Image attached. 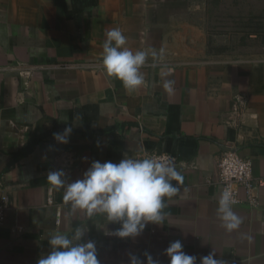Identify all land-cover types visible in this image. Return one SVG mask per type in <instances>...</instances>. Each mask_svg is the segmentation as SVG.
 <instances>
[{"label": "crops", "instance_id": "0c3cea01", "mask_svg": "<svg viewBox=\"0 0 264 264\" xmlns=\"http://www.w3.org/2000/svg\"><path fill=\"white\" fill-rule=\"evenodd\" d=\"M206 2L0 0V189L9 199L0 264H37L51 250L50 234L71 236L77 227L85 230L81 243H95L100 264H129L130 254L143 260L145 252L169 264L164 253L175 240L197 264L213 251L222 264H264V189L257 209L245 201L233 207L237 230L227 231L217 215L225 150L251 159L254 177L264 178V59H205L196 49ZM114 28L133 52L159 54L140 70L146 85L131 94L104 69L85 67L101 63ZM69 126V142L57 143L53 134ZM25 145L29 152L14 161ZM151 152L174 157L184 183L166 199L163 222L135 238L113 235L120 225L103 215L73 210L47 181L51 171L73 182L93 161ZM48 187L54 207L45 205Z\"/></svg>", "mask_w": 264, "mask_h": 264}, {"label": "clouds", "instance_id": "9594fccd", "mask_svg": "<svg viewBox=\"0 0 264 264\" xmlns=\"http://www.w3.org/2000/svg\"><path fill=\"white\" fill-rule=\"evenodd\" d=\"M126 44L127 38L119 28L109 30L101 63L105 73L119 80L131 94L146 85L140 70L149 56L156 60L159 54L155 49L133 52ZM163 88L172 94L174 81H165ZM72 131L71 126L66 127L62 133H54L53 139L59 144H67ZM47 181L55 189L64 190L63 199L73 210H83L89 216L103 215L110 223L119 224L113 235L124 239L141 235L149 224L163 222L165 201L179 193L184 177L171 157L147 154L143 158L124 157L119 163L93 161L83 178L73 182L67 180L63 170L51 171ZM235 203L233 193L225 188L220 194L217 215L229 232L237 230L242 223L233 211ZM84 232L77 227L71 236L61 232L50 234L51 250L42 255L37 264H100L95 243L80 242ZM164 254L169 264H197L198 261L196 256L183 250L180 240L171 242ZM129 264H159V261L145 252L143 260L130 254ZM199 264H222V261L215 258L213 251L200 257Z\"/></svg>", "mask_w": 264, "mask_h": 264}, {"label": "rangeland", "instance_id": "374dc122", "mask_svg": "<svg viewBox=\"0 0 264 264\" xmlns=\"http://www.w3.org/2000/svg\"><path fill=\"white\" fill-rule=\"evenodd\" d=\"M201 51L224 61L264 59V0H206ZM198 55V53H197Z\"/></svg>", "mask_w": 264, "mask_h": 264}, {"label": "built area", "instance_id": "2783aa9c", "mask_svg": "<svg viewBox=\"0 0 264 264\" xmlns=\"http://www.w3.org/2000/svg\"><path fill=\"white\" fill-rule=\"evenodd\" d=\"M146 64L144 67H147ZM86 68L94 70H102V63H94L85 65ZM141 68V69H142ZM148 154L161 155L166 154L173 159L175 165L177 161L174 157L167 153L151 152ZM147 155V154H146ZM217 177L220 185L221 192L228 188L232 193L236 203L233 207L239 205L241 202L245 203L251 209H257L259 207V191L264 189V178H256L253 175V163L252 160L241 156L238 152L227 149L225 150L217 164ZM241 193L244 194L243 198ZM221 194V193H220ZM45 205L47 207H54V192L51 187L46 189ZM9 207V199L7 194L0 189V226L3 225L5 220V214ZM61 212L56 208L55 210V224L60 223ZM17 234L21 233L20 230L16 231Z\"/></svg>", "mask_w": 264, "mask_h": 264}, {"label": "trees", "instance_id": "16d2710c", "mask_svg": "<svg viewBox=\"0 0 264 264\" xmlns=\"http://www.w3.org/2000/svg\"><path fill=\"white\" fill-rule=\"evenodd\" d=\"M28 152H29V148H28V146L25 145V147L21 151H19V153L14 155V157H13L14 161L17 162V160L19 158L25 156Z\"/></svg>", "mask_w": 264, "mask_h": 264}]
</instances>
